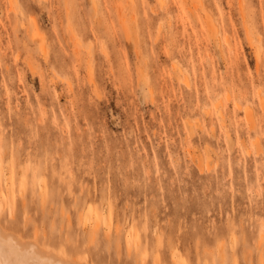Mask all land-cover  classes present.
<instances>
[{
    "label": "rangeland",
    "instance_id": "1",
    "mask_svg": "<svg viewBox=\"0 0 264 264\" xmlns=\"http://www.w3.org/2000/svg\"><path fill=\"white\" fill-rule=\"evenodd\" d=\"M0 203L88 264H264V0H0Z\"/></svg>",
    "mask_w": 264,
    "mask_h": 264
},
{
    "label": "bare ground",
    "instance_id": "2",
    "mask_svg": "<svg viewBox=\"0 0 264 264\" xmlns=\"http://www.w3.org/2000/svg\"><path fill=\"white\" fill-rule=\"evenodd\" d=\"M31 22L33 24V28L36 30L37 28L35 21L31 19ZM234 106L238 108L239 104L235 103ZM217 111L219 114L222 115V111L219 107L217 108ZM187 151L190 154H192L190 150ZM198 167L200 166L198 165ZM0 210H1V203H0ZM93 226H96V223H93ZM129 242L130 241L127 240V243ZM0 264H88V263L81 261L78 258L69 256L62 251L49 248L44 244L40 243L35 237H24L0 222Z\"/></svg>",
    "mask_w": 264,
    "mask_h": 264
}]
</instances>
